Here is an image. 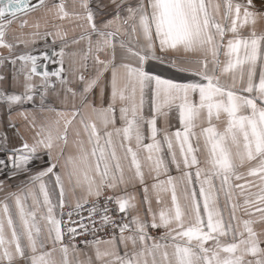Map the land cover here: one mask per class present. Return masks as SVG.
Instances as JSON below:
<instances>
[{
    "label": "snow or ice",
    "instance_id": "snow-or-ice-1",
    "mask_svg": "<svg viewBox=\"0 0 264 264\" xmlns=\"http://www.w3.org/2000/svg\"><path fill=\"white\" fill-rule=\"evenodd\" d=\"M110 3L111 18L98 24L97 12L106 6L98 3L94 11L90 0H79L81 11L71 13L64 0L51 6L48 0H0V49L8 53H0V66H13L14 82L23 77L19 94L0 91V102L8 105V126L19 140L9 147L8 133L0 130L5 153L0 168L11 179L27 172L41 153L48 158V166L30 177V186L0 200V264H264V232L254 228L264 225V32L256 30L264 12L254 0ZM41 9L45 17L83 21L72 44L86 41V50L66 53L67 33L56 30L42 34L45 40L52 37L53 45L63 41L54 56L16 54L19 44L34 45L41 37L40 19H28ZM14 24L37 31L31 40L22 39V33L9 39ZM66 55L73 64L80 55L79 68L71 70L82 84L81 106L46 108L49 89L57 81L69 84ZM89 58L97 68L86 77L80 69L87 68ZM150 61L168 62L191 78H164L146 68ZM46 62L58 67L49 71ZM106 72L111 73L110 99L97 106L88 96ZM65 90L78 94L72 87ZM37 95L40 111L54 112L55 119L38 122L34 114L17 113L28 136L11 112L13 106L35 104ZM103 96L100 88L101 101ZM77 117L87 140L76 128L75 151L65 155ZM172 166L178 176L170 174ZM45 178L53 184L51 191ZM137 184L147 206L144 217L139 211L130 215L138 206L127 190ZM117 190L123 194H106ZM85 212L91 229L84 224ZM109 228L107 239L96 236ZM88 235L94 238L80 244L94 250V260L87 253L80 260L76 238Z\"/></svg>",
    "mask_w": 264,
    "mask_h": 264
},
{
    "label": "crops",
    "instance_id": "crops-1",
    "mask_svg": "<svg viewBox=\"0 0 264 264\" xmlns=\"http://www.w3.org/2000/svg\"><path fill=\"white\" fill-rule=\"evenodd\" d=\"M59 2V0H48L49 6H51L52 3ZM67 10L71 13L73 10L75 11H81L79 8V0H64ZM134 2V0H133ZM98 3H102L106 7L103 8L102 13L97 12V23L99 24L101 20L104 19H110L111 14H112V7L110 0H90V6L93 8L94 11H96V7ZM254 3L260 11L264 12V0H254ZM75 5V8H74ZM37 18L40 19V24L41 27L39 28V32L41 33V37L36 38V43L29 44L27 47L23 44H19L15 48V53L16 54H23L27 52H31L32 54L36 55L41 51H47L50 56H54V52L58 51L61 44L63 41L57 39L56 43L53 45L52 44V37H47V40H45L42 37V34L45 31H56L60 30L61 32H66V40L68 43V47L65 49L66 53H71V52H77L78 54L82 53L84 50H86L87 44L86 41H82L78 45L72 44V40L74 38H78L83 29L79 27L80 24H83V21H77L73 18H69L66 20H57L52 18L50 15L45 17L44 16V10L41 9L40 12L33 13L31 16L28 17L29 22H33ZM55 26V27H54ZM257 32H264V19H261L258 21L257 26H256ZM37 31L36 29L33 28H25L21 30L17 24H14L12 29L9 31V39L13 37V35H21L22 39L25 40H31V33ZM245 35L248 34V29L242 30ZM0 53L3 55H8L7 50L0 49ZM171 55H178V56H183V53L180 54H171ZM55 58V57H54ZM107 57L101 53V59H106ZM191 58V57H190ZM224 57L221 56V60H223ZM122 60V52L119 48H117V63H120ZM73 58L66 55L65 56V68L68 69V71L65 73L67 75V78L69 80V84L67 86H61L59 82H56V87L55 89H49V94L46 98V105L45 107H54L57 110H64V111H70L73 106L75 107H80L81 106V97L79 95V90L82 88V84L78 80H76L75 76L73 75L72 68L77 67L79 68L80 64V55H78L75 58V64L72 63ZM47 63V68L49 71L54 70L56 67H58L57 64L52 63V62H46ZM87 68L86 69H80V71L86 76V77H91L95 75V71L97 68V65H95L94 61L89 58L87 61ZM187 66V65H183ZM193 67L195 65H192ZM16 68H19V63L16 65ZM146 68L153 71L155 74L161 75L164 78H174L177 80H180L181 82L185 81L186 79L191 78L188 73H181L177 72L175 68H173L168 62L161 63L159 61H150L147 65ZM0 75L5 76V80L0 82V91H5L9 94L15 92L19 94L20 92L23 91V88L20 86L23 81V77L21 76L19 78V83L14 82L12 79L13 76V66L11 64H6L5 66H0ZM54 79V78H53ZM110 79H111V73L106 72L104 74V77L102 78L100 82V87L94 89L88 96L89 100L93 101L97 106H99L101 103H103L105 106L107 105L109 99H110ZM38 82V78H37ZM66 87H72L77 90V96L72 97L70 93L66 92ZM100 88L104 89V96H103V101H101L100 98ZM21 111H26L30 114H34L39 121L48 118V119H55V113L54 112H41L39 109V96L37 95L36 97V102L35 104L33 103H25L23 105H17L13 106L11 116L13 120L21 126V132H24L25 135L30 136L31 134L26 131L24 128V121L22 117L18 116L17 113ZM145 114L147 115V106L145 108ZM170 123L173 127V130L176 126H178L177 119L175 115L173 114L170 117ZM9 124V111H8V105L0 102V130L6 131L10 137V144L9 147L17 146L19 144V140L15 136L14 132L15 130L10 128L8 126ZM117 127L121 126V122L119 119H117L116 123ZM222 127V125H221ZM80 128L79 125V117H77L76 122L72 127L69 128V133H68V140L69 144L68 147L65 149V155H67L69 152H74L75 148L73 146V141L76 139L75 137V129ZM81 132V138L87 140V137L83 133V129L80 128ZM90 147V146H88ZM118 154H121L119 149H118ZM0 158H5V153L3 151H0ZM203 158V157H201ZM63 160H61V163ZM48 166V158L44 153H41L39 158L34 160L29 166H28V171L19 173L16 176L12 177L11 179L8 178V170L4 168H0V181L4 182V187L0 188V200H3L5 196H7L10 192H18L21 188H24L26 185H29V179L32 175L36 174L38 171L46 168ZM60 171V169H57ZM247 168L241 169V171H246ZM170 174L173 176H178L179 173L175 170V167H171ZM46 182L49 184V189L51 191L53 184L52 182L48 179L45 178ZM251 179V178H249ZM149 183H151V180L149 179ZM30 186V185H29ZM65 187H66V192H67V202L69 204L74 203V199L71 196V193L68 191L69 185L67 183V179L65 178ZM38 188V186H37ZM129 193L135 195L136 197V203H137V210H134L130 213V215H135L136 211H139V214L144 217L145 216V208L147 207L143 202H142V197H143V191L142 188L139 184H137L135 187L129 186L128 190ZM79 191H77V195H79ZM108 195L116 194L120 195L123 194L121 190H117L116 193L108 192L106 193ZM152 197V207L154 210H158L159 206L156 204L155 201V194L150 193ZM165 199L170 202V197L165 196ZM53 201H56V196H53ZM11 203V200L9 201ZM31 203V201H29ZM254 228L256 229L257 232H264V225L262 224H256L254 225ZM155 236H159L160 232L153 231L152 233ZM264 239V236L261 237ZM262 247H264V244H262ZM82 251L79 254V259L80 260H85L86 256L85 253L88 255H91L94 260V250L91 248H84L80 247ZM57 258L59 259V254H57ZM73 258V257H70ZM95 264V261H94Z\"/></svg>",
    "mask_w": 264,
    "mask_h": 264
},
{
    "label": "built area",
    "instance_id": "built-area-1",
    "mask_svg": "<svg viewBox=\"0 0 264 264\" xmlns=\"http://www.w3.org/2000/svg\"><path fill=\"white\" fill-rule=\"evenodd\" d=\"M90 206V205H89ZM100 206L102 207L103 206V197H101V204H100ZM84 215H85V219H84V224L85 225H87V227H88V229H91L92 227H93V225L92 224H90L89 222H88V219H87V213L85 212L84 213ZM74 219H75V217H74ZM98 219V218H97ZM99 225H97V227H98ZM78 231H82V229H78ZM112 235V230L109 228V229H106L105 231H100V232H97L96 233V236H98L99 238H101V239H107L108 237H110ZM94 237L92 236V235H88V236H85V237H77L76 238V243H77V245L79 246V247H83V245L82 244H80V241L81 240H84V239H87V240H92ZM66 243L68 242L67 241V239H66V241H65Z\"/></svg>",
    "mask_w": 264,
    "mask_h": 264
},
{
    "label": "flooded vegetation",
    "instance_id": "flooded-vegetation-1",
    "mask_svg": "<svg viewBox=\"0 0 264 264\" xmlns=\"http://www.w3.org/2000/svg\"><path fill=\"white\" fill-rule=\"evenodd\" d=\"M0 159H3V158H0Z\"/></svg>",
    "mask_w": 264,
    "mask_h": 264
}]
</instances>
